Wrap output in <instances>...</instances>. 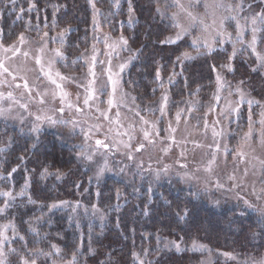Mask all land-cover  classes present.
I'll return each instance as SVG.
<instances>
[{"label":"trees","instance_id":"16d2710c","mask_svg":"<svg viewBox=\"0 0 264 264\" xmlns=\"http://www.w3.org/2000/svg\"><path fill=\"white\" fill-rule=\"evenodd\" d=\"M127 1L124 0L126 6ZM162 1L132 0L133 22L128 24L124 20L122 25L129 37V46L140 50L125 78L137 92L138 100L145 102L144 106L156 103L151 98L157 94L153 92L158 82L155 78L157 67L162 66L163 78L182 67L183 82L188 83L184 86L178 81L176 90L180 98L190 93L189 90L193 91L190 84H196L194 91L198 86L199 92L209 90L207 84L215 80V71L210 66L217 65L218 59L222 58L213 53L185 61L182 66L177 64L176 57L190 50L191 44L160 43L173 31L170 21L162 20L156 14L157 3L160 5ZM29 2L16 0V8L12 10L7 0H0V9L3 10L0 26L4 30V41L13 42L21 32L37 36V25L41 34L71 26L73 30L67 36L68 54L69 51L71 55L75 54L76 47H87L91 40L93 12L89 0H35L37 7L31 11ZM109 2L95 1L104 9V18L115 16ZM244 4L248 12L264 8L262 0H245ZM21 8L23 12L19 11ZM124 14L122 17L126 16ZM36 135L21 133L16 127L0 123V147L5 148L0 152V174L7 177L13 167L20 165L11 178L0 179V190L11 189L15 195L25 179L30 178L26 195L17 196L14 206L0 214V223L13 222L18 234L25 237L27 249L39 247L49 251L50 244H55L61 249V255L53 257L58 264L69 261L74 252L76 264H139L134 252L145 264H196L198 254L189 247H183L186 250L181 252L171 245L165 247L168 242L180 245L185 242L187 246L196 237H201L213 245L212 249L220 252L237 246L240 251L243 247L255 251V246L264 250L262 244L254 242L257 222L254 214L236 215L235 211L215 206L204 197L197 199L185 194L175 181L150 185L137 176L129 180L130 176L119 174L106 176L97 182L89 169L75 158L78 151L75 147L53 132L41 131L38 142ZM9 137L12 138L11 144ZM33 144H36L35 148ZM21 155L26 157L24 161L17 159ZM44 168L52 174L41 178ZM57 171L65 175L57 179ZM28 196L36 203L29 204ZM4 200H0V205ZM61 201L67 203L60 204ZM53 203L59 206L49 209ZM185 208L189 210V216L187 220L180 221L177 214L183 215ZM97 210L102 214L96 213ZM37 217L43 218L37 222ZM30 226L36 227L41 235L47 234V238L37 242V238L28 232ZM256 237L260 239V236ZM8 248H16L28 255L24 243L16 239L7 246V264H20V256L8 252ZM38 264H51V259L45 261L41 257Z\"/></svg>","mask_w":264,"mask_h":264},{"label":"rangeland","instance_id":"374dc122","mask_svg":"<svg viewBox=\"0 0 264 264\" xmlns=\"http://www.w3.org/2000/svg\"><path fill=\"white\" fill-rule=\"evenodd\" d=\"M96 1V0H95ZM109 5L112 8L113 14L115 16H109L104 18V9L99 5L96 7L100 9L99 14L96 16V20L99 23V27L94 31L93 26V16L94 12H92V24H91V40L87 44V47H76L74 48L75 54L70 55L67 51V36L65 38V44L62 48V51L67 56L66 62H58L56 63L55 67L65 76L69 77H76V82L73 83L71 80L64 81V87L65 90L71 94L73 98H75L76 95L81 96V100L83 98L84 88L78 87V85H86L90 77L87 75L89 64L86 62V60L90 59L91 56V46L95 43L98 50H100L99 59L103 60L106 57L103 55V53L109 51L107 48H105L103 40L105 35H110L113 39H117L121 34H123L128 39V49L127 50H118L119 56L113 55L112 59V65H113V71H118L117 65L119 63L125 62L128 57L136 55L137 53L134 49L129 46V37L126 35V32L123 30L122 25L124 24V20L127 21L129 24V13H128V1L127 6L124 2V0H119V7L116 6L115 0H109ZM185 3H187V0H184ZM226 2L236 3L237 0H226ZM165 4V0H163L160 3V6L163 7ZM245 5V4H244ZM109 7V10H111ZM93 10V8H92ZM169 11H176V9L172 8L169 9ZM194 13H200L202 14L204 12L203 6H197L192 9ZM261 11V9H259ZM256 11V12H259ZM121 12V13H120ZM222 14H226L224 10H220ZM253 11H245L241 13V17L243 16H251L254 13ZM116 16L117 14H119ZM125 13V14H124ZM121 14L126 15L125 17H122ZM1 16L0 14V23H1ZM134 19V14H133ZM116 20V22H114ZM182 22H186L184 18L182 17ZM241 24L244 25L245 21L241 19ZM109 27V28H108ZM258 28L264 29V25H257ZM1 28V26H0ZM226 28L229 32L233 33V38H235V22H228L226 23ZM251 26L250 24L245 27L244 30V40L250 41L251 40ZM62 30V29H61ZM173 31L168 34V36H174L175 29H172ZM50 36H56L60 31H48ZM197 34V30L193 29L192 35L195 36ZM25 36L28 40V43H26L23 48V51H28L31 55L36 54V50L39 47L38 44V35L37 36H31L27 33H25ZM97 37L96 40L93 39V37ZM167 36V37H168ZM257 50L264 52V31H258L257 32ZM186 41L191 44V37H185ZM16 38L13 40L15 41ZM111 42V41H109ZM4 43L11 44L12 42H6ZM50 48L54 47H60L59 41L55 44H49ZM236 47L239 49L237 53L236 59L232 62L235 67L234 73H227L224 70L219 69V65L226 62V54H230L232 51V43L226 42L222 48H217L216 52L218 56H221L218 59L220 62L217 63V69L221 71L222 75L225 76L226 80L230 82V86L232 89H234L237 86V82L240 80H243L245 83L243 85V91L247 97V99H253L260 102L259 106L253 105L252 107V113H253V130L254 135L251 139L245 141L243 139L244 133L248 131V106L247 104L243 105L241 108V116L239 118H233L232 123L229 124L227 120L220 117L221 124L224 126L226 133L223 137H216V140L220 142L221 150L217 154V162L214 165V171L212 174L206 173L203 171V168L201 167V171L196 173V175L199 177V180H193L189 181L183 177V173L185 171L191 172L192 169L198 165L202 166L207 162L208 159H210L211 153L215 150V141L212 136V128L211 125L213 122L218 118L217 112L220 110L221 107L224 106L225 100L222 99L220 101L219 105H216V111L210 113L207 117L208 123L210 127L208 128L207 132L204 130L203 126V120L201 119L203 117V114L208 110V106L210 104H213V94L216 91V72H215V80L210 82L208 85L209 90H202L201 92L194 91L196 84H190L193 86V91L189 90L190 93H188L184 97H178L177 96V90L176 85L178 81L183 82V72L180 75H175L173 77V83H168V77L163 78L164 86L161 88L159 86V82L156 83V96L152 97L151 100H155L156 103L148 106H144L145 102L142 100H138L136 94L137 92L132 89V85L126 80V74L129 71L131 65L133 64V61L136 59H133L129 64L128 67L125 69V71L121 74V89H118L116 98L117 101H119L121 96V90L123 93H127L128 96L124 102V104H121L119 107L114 106L112 108L111 113H109L110 119L109 120H100L98 121L95 117L98 115L95 113V107L98 105L102 109L107 108V100H108V93H105L100 99L104 101V103H100L99 100L96 101V103L93 106L92 110L85 109L84 113L77 114L74 111L66 110L64 114H59L55 111L57 107H59L58 102H53L51 99V93L55 90V85H52L49 81H47L44 78L37 79L39 73L36 70V65L34 64L33 60L31 58H25L21 54H18L13 60L6 61V64L14 70H20L19 75L24 76L27 78L29 87L32 88L31 96L29 95L28 91L23 87V81L17 80V83H19L21 86L19 88H16L14 86L8 87V86H0V92L5 93V99L0 101V107L8 109L10 106V111L7 113L8 119L5 120L3 117H0V123H4L6 125H10L13 127H16V129L21 133H31L29 129L31 128L34 120L35 115L37 114H43L46 116H52L53 118L59 119L63 118L66 120H71L73 118L77 119L80 124L87 129L88 126L94 125L97 123L102 124V129L104 132H108L109 129H112V132H108L109 136L113 139H124L127 140L126 136L117 137L116 136V130L118 129V125L115 124L116 120V112H120V122L123 124V128H119V131L123 132L125 130H129V125H135V131L133 133L134 140L132 141L133 146L135 147L138 143L144 142L142 137L141 129L146 127L143 125L139 117L135 116V111H140L141 115H144L146 119L150 121H155L159 116L160 113L158 111L159 106L162 103L161 97L165 93L169 97L168 102V111L166 115L163 118L162 123L160 124L161 127H167V124L169 121H172L173 127H178V131L176 132V144H172L171 141L165 140L161 141L159 138L155 140V143L153 144H146L145 149L140 153H134L135 160H128L126 156L123 154L126 150L123 148V146L120 147L119 154L115 156L109 157V163L113 170L111 172H106V176L111 175H128L129 180H132L134 176H137L141 178V180L146 181L150 185H158L160 183H171V182H177L178 186L183 189V193L185 194H191L195 198H205L208 202H211L215 206L219 207H225L226 209H230L232 211H235L236 215L240 213L241 208L244 207L243 201L238 199L239 197H244L251 201L253 204H255L257 207H264V199L257 201L255 196L252 194L253 188L256 189V192L259 193L260 189L264 188V167H262L260 161H264V145L260 142V135L259 131L261 129V125L258 123V120L260 119V113L264 112V67H260L258 64V61L254 55L251 54L250 49H247V44L240 45L237 44ZM88 50L85 53V50ZM192 53L193 56H196L195 50L190 47V50H185ZM84 54V58L79 59L77 61V57H80L81 54ZM5 54L0 51V58H2ZM10 55V54H9ZM51 53H48L45 59L47 60L49 57H51ZM70 56V57H69ZM197 58V57H196ZM194 60V59H193ZM72 61H77V63L73 64ZM180 65V64H179ZM181 66V65H180ZM255 69V71L253 70ZM182 67H179V71H173L175 73H181ZM96 72L98 74V85L99 83L105 82V76L102 73V69L99 65L96 67ZM173 72L171 74H173ZM170 74V75H171ZM259 78L261 80H259ZM0 79H3V77H0ZM9 83L11 84V78H8ZM184 86L185 83L183 82ZM45 90H47L48 95L45 97L47 103L41 105L38 103L39 97H37V91L43 93ZM199 86V91H200ZM11 91L13 93L14 99L9 100L7 99V92ZM108 92H111V86H108ZM194 93V94H193ZM221 95L227 99L232 100L233 102H236L239 100V96L237 94H233L232 96H228V90L225 89L222 91ZM33 97H36V99H33ZM132 97H135V101L133 102ZM16 101H19V103H16ZM186 101L191 102H200V104L203 105V107H198L194 110L192 116L190 119H188L187 123H185V120L182 116V119L177 126L175 122V113L177 110L180 109H187L189 106L186 104ZM28 104V110H25L20 107V104ZM126 105V106H125ZM138 106V107H137ZM156 109L155 112H149L145 111V109ZM131 109V110H130ZM29 113H33L34 115H29ZM186 115V113H185ZM20 117H23V119H20ZM217 131H219L221 125L215 126ZM49 131L53 132L57 137H59L61 140L65 141L67 144L75 147L76 145L82 144L83 141V134L80 132V128L77 127L75 130V134L72 133V125L69 124L67 126L65 125H51L47 122H44L41 125V131ZM40 131V132H41ZM161 136H166V133L162 132ZM102 138V137H98ZM202 145V147H197L196 143ZM89 144L94 143V140H90L88 142ZM208 145H212L211 148L208 147ZM227 147L229 150V154L225 155L224 153V147ZM78 151L79 149L75 147ZM169 148L170 150L165 152L164 149ZM181 151L185 152L187 159L185 160L180 156ZM236 151H242L245 154V158L241 160L239 157H235L232 153ZM258 158V159H257ZM97 163H102V159L100 157L96 158ZM143 161V171L137 168V164ZM193 161L196 163L194 164ZM187 164V169L181 168V164ZM164 165H168L169 169L166 173L161 172L159 176L156 175V172L158 169H163ZM93 178V180L97 181L95 179V170L96 165L92 164L90 166H86ZM124 168V172H120V169ZM247 169V175H244V171ZM235 173L237 177L236 183H241L242 181V187L239 188H232V182L228 180V177ZM1 175V174H0ZM101 178V179H102ZM219 178L221 183L225 185V188H231V191H224V190H216L211 189L209 192L205 193L203 191V187L205 186V183L210 179H216ZM177 186V189L179 190V187ZM199 190L200 194L199 196L195 195V193ZM20 192V191H19ZM4 197H0V200ZM102 214V211L97 210L96 213ZM254 214V217L257 218V213H254L252 211H247L244 215H251ZM8 222H1L2 224H7ZM260 232V225L258 222H256V225L254 226V233ZM7 235L9 236L10 240L12 239V231L11 229L8 230ZM260 236V239H258L255 236V244L259 242L264 246V234L257 235ZM254 237V236H253ZM196 241L199 244L206 245L209 249H211V252H196L198 254L199 260L196 264H201V262H205V264H243V261L246 259H255L257 261L264 258V250H258L255 246L254 250L250 247H243L242 251H240V247H233V249L220 252L219 250L212 249V244L207 243L204 239L201 237L194 238L189 245H184V243L181 246V248H190L192 246L193 241ZM11 244V243H10ZM168 245H171L170 242L167 243ZM7 244L5 246V252L7 253ZM252 251V252H251ZM194 252V251H192ZM223 253H231L233 256L236 257L235 260L230 259L229 257L223 255ZM7 258V256H6ZM59 264H65V263H59Z\"/></svg>","mask_w":264,"mask_h":264},{"label":"snow or ice","instance_id":"6c2138e0","mask_svg":"<svg viewBox=\"0 0 264 264\" xmlns=\"http://www.w3.org/2000/svg\"><path fill=\"white\" fill-rule=\"evenodd\" d=\"M8 3L12 5V10H15L16 8V0H7ZM244 2L245 0H237L236 3L226 2V0H187V3L184 2V0H165V4L163 7L157 3V7L155 9L156 14L162 19V20H168L170 21L171 27L175 29L174 36H168L164 40H161L160 43L162 44H177L179 46V43H186L185 37H191V47L195 50L196 56H193L191 52L189 51H183L180 55L176 57V63L180 64L181 66L185 61L193 60L196 57L199 56H211L214 52H216L217 48H222V46L226 42L232 43V51L230 54H226V62L219 65L220 70H224L227 73H234L235 67L233 65V61L237 57V53L239 49L236 47L237 44L245 45L247 44V49H250L251 54L254 55L258 61V64L260 67H264V52L257 50V32L258 31H264V29H260L257 27L258 24L264 25V8L261 9V11L254 13L253 15L249 16H243L241 17V13L244 12ZM89 3L91 4L94 12L93 16V26L94 31L99 27V23L96 20V16L99 14L100 9L96 7L95 0H89ZM116 6L119 7V0H115ZM262 3H264V0H262ZM203 6L204 12L202 14L200 13H194L192 11L193 8L197 6ZM7 7V4L5 5ZM37 7L35 0H30L29 2V11L35 9ZM249 9H251L252 5H248ZM176 9V11H169V9ZM58 10V9H57ZM220 10H224L226 14H222ZM20 12H23L24 9L21 8L19 10ZM3 10L0 9V14H2ZM128 13H129V23L133 22V7H132V0H128ZM53 25L55 26V12H53ZM182 17L186 22H182ZM19 18V17H18ZM241 19L245 21V24H241ZM228 22H235V38H233V33L229 32L226 28V23ZM250 24L251 26V40L245 41L244 40V30L245 27H247ZM45 27H47V24H45ZM193 29L197 30V34L195 36L192 35ZM73 29L71 26H68L64 29H62L56 36H50L48 31H43L41 34V30L39 29V25L36 26V31L38 35V44L39 47L36 50L35 55H31L28 51H23V46L28 43V40L23 32L19 33L16 37V40L13 41L11 44H5L4 43V30L0 28V51H2L5 55L0 58V77H3V79H0V86H8V87H16L19 88L21 85L17 83V80L23 81V87L28 91L29 95L31 96L32 88L29 87V83L26 77L20 76L19 71L20 70H14L11 69L7 64L6 61L13 60L18 54H21L25 58H31L36 65V70L38 71L39 75L37 79L44 78L47 81H49L52 85H55V90L51 93V99L53 102H58L59 107L55 109V111L59 114H64L66 110L74 111L77 114L84 113L85 109L92 110L94 104L96 101L99 100V102L102 104L104 101L100 99L105 93H108V100H107V108L102 109L98 105L95 107V113L96 119L98 121L100 120H109L110 116L109 113H111L112 108L114 106L119 107L121 104H124L128 94L123 93L121 90V96L119 101H117L116 94L118 89H121V74L125 71V69L128 67V64L136 58V55L130 56L127 58L125 62L119 63L117 65L118 71H113V65H112V59L113 55L119 56L118 50H127L128 49V39L121 34L117 39H113L110 35H105L103 43L105 48H107L109 51L103 53V55L106 57L105 59L101 60L99 59L100 50L97 49L95 43L91 46V56L89 60H86V62L89 64L87 75L90 77L86 85H78V87L84 88L83 98L81 100V96L78 94L73 98L70 93H68L65 90L64 87V81L71 80L73 83L76 82V77L72 76H65L63 75L56 67V63L58 62H66L67 56L62 51V48L65 44V38L68 33H70ZM94 40L97 39V37H93ZM59 41L60 47H54L50 48L49 44H55ZM111 41V42H109ZM264 42V41H262ZM88 50H85V53ZM136 53H139V49L135 50ZM48 53H51V57H49L47 60L45 57ZM10 54V55H9ZM84 58V54L82 53L80 57H77V61L79 59ZM77 61H72L73 64L77 63ZM99 65L102 69V73L105 76V82L99 83L98 85V74L96 72V67ZM162 67V66H161ZM161 67H157L155 69V78L159 82V86L163 88L164 82L163 78L161 76ZM213 71L216 72V91L213 94V104H210L208 106V110L203 114V117L201 118L203 120V126L205 132H207L208 128L210 127L208 123V115L214 111H216V105L220 104V101L222 99L225 100L224 106L220 108V110L217 112V119L213 122L211 125L212 128V136L215 141V150L211 153L210 159L207 160L205 164L202 166L198 165L192 169L191 172L185 171L183 173V177L189 181L193 180H199V177L196 175V173L201 171V167L203 168V171L209 174H212L214 171V165L217 162V154L221 150V145L218 140H216V137H223L226 133V130L224 126L221 124L220 117L227 120L229 124L232 123L233 118H239L241 116V108L243 105L247 104L248 106V131L244 133L243 139L245 141L251 139L254 135L253 130V113H252V107L253 105L259 106L260 102L253 99H247L244 91H243V85L244 81L240 80L237 82V86L232 89L230 86V82L226 80L225 76L222 75L221 71L217 69L216 65L210 66ZM255 71V69H253ZM181 73H175L169 75L168 77V83H173V77L175 75H180ZM11 78V84L9 83L8 78ZM111 86V92H108V86ZM225 89L228 90V96H232L233 94H237L239 96V100L236 102H233L230 99H227L221 95L222 91ZM156 89H153V92H155ZM196 92H199V86L196 89ZM194 94V93H193ZM7 99L13 100L14 96L11 91L7 92ZM37 97L38 103L43 105L47 103L45 97L48 95L47 90H45L43 93L37 91ZM5 99V93L0 92V101ZM33 99H36V97H33ZM135 97H132L133 102L135 101ZM162 103L159 106V113L160 116L155 121H150L146 119L144 115H141L140 111H135V116L139 117L140 122L145 125L146 127L141 129L143 141L141 143H138L135 147L133 146L132 141L134 140V131H135V125H129V130H125L123 132L119 131V128H123V124L120 122V112H116V120L115 124L118 125V129L116 130V136L122 137L126 136L127 140L124 139H116L113 140L108 132H112V129H109L108 132H104L102 129V124L97 123L94 125H90L85 128L80 124V122L73 118L71 120H66L63 118H53L52 116H46L43 114H37L35 115V120L29 129L31 133H35L36 140L38 142L39 140V133L41 131V125L44 122H47L51 125H72V133L75 134V130L77 127L80 128V132L83 134V143L76 145L79 149L76 153V159L77 161L81 162L84 166H90L92 164L96 165L95 170V179L97 182L100 181V179L105 175L106 172H111L113 168L111 167L109 163V157L115 156L119 154L120 147L123 146V148L126 150L123 154L126 156L128 160H135L134 153H140L142 152L146 144H153L155 143V140L159 138L162 142L165 140H169L172 142V144H176V132L178 131V127H173L172 121H169L167 124V127H161L160 124L163 121L164 116L166 115L168 111V102L169 97L165 93L161 97ZM16 103H19V101H16ZM186 104L189 106L187 109H180L177 110L175 113V122L177 126L179 125L182 116L185 120V123H187L188 119L191 118L193 112L198 107H203L200 102H191L186 101ZM126 106V105H125ZM11 107V106H10ZM10 107L8 109L0 107V117H3L5 120L8 119L7 113L10 111ZM20 107L28 110V104H20ZM138 107V106H137ZM131 110V109H130ZM145 111L149 112H155L156 109H145ZM186 113V115H185ZM29 115H34L33 113H29ZM20 119H23V117H20ZM258 123L261 125V129L259 131L260 135V142L262 145H264V112L260 113V119L258 120ZM216 125H221L219 131L216 129ZM166 133V136H161V133ZM102 137V138H98ZM90 140H94V143L89 144L88 142ZM12 138L9 137V144H11ZM196 143L197 147H202L201 144L198 142ZM33 148L36 147V144L32 145ZM209 148L212 147V145H208ZM169 148H165L164 151H169ZM5 148L0 147V152H4ZM224 153L225 155L229 154L228 148L224 147ZM235 157H239L241 160L245 158V154L242 151H236L232 153ZM180 156L187 159V156L185 152L181 151ZM100 157L102 159V163H97L96 158ZM18 160L24 161L26 159L25 156L21 155L17 157ZM258 159V158H257ZM195 164L196 162L193 161ZM262 167H264V161H260ZM20 165H16L13 167L8 173L7 177H4L0 175V179H7L11 178L14 173H16L19 169ZM181 168L187 169L188 165L181 164ZM137 168L143 171V161H140L137 164ZM169 169L168 165H164L163 169H158L156 172V175L159 176L161 172L166 173ZM120 172H124V168L120 169ZM52 173H49L47 168H44V170L40 173L41 178H45L48 175H51ZM65 173L57 171L56 177L57 179H60L63 177ZM244 175H247V169L244 171ZM228 180L232 182V188H239L242 187V181L241 183H236L237 177L235 173L230 175L228 177ZM30 184V178L25 179V183L22 186L20 192L13 194V191L11 189L5 191L0 190V197H4L5 200L2 205H0V214L5 213L10 208H12L15 204L16 197L17 196H25L26 195V189L29 187ZM211 189L216 190H224V191H231V188L226 189L225 185L221 183L219 178L216 179H210L205 183V186L203 187V191L205 193L209 192ZM200 192L199 190L195 193V195L199 196ZM252 194L255 196L257 201H260L264 199V188L260 189L259 193L256 192V189L253 188ZM238 199L243 201L244 207L240 210V215H244L247 211H252L254 213H257V222L260 225V232L259 233H253V236L262 235L264 234V207H257L255 204H253L251 201L244 197H239ZM27 202L29 204H34L36 201L32 200L31 196H28ZM67 202L61 201L60 204H65ZM59 205L56 203H53L49 205V209L56 208ZM95 208V205L93 206ZM189 216V210L187 208L184 209L183 215L177 214L178 220L185 221L187 220ZM43 217H37L36 221L39 222ZM31 224V222H29ZM11 229L12 231V239L10 240L9 236L7 235L8 230ZM28 232L32 233L36 238L37 242L40 240H44L47 238V234L41 235L40 231L36 227L30 226L28 228ZM18 239L19 241L24 243V247L27 250L28 255H24L23 253H20L18 249L16 248H8V252L10 253H17L20 256V264H38V260L43 257L45 258V261L51 259V264H58V261L54 259L55 256L61 255V249L55 245L50 244V250L45 251L42 248H35V249H27V241L25 240V237L22 235H19L17 232L16 225L13 222H9L7 224L0 225V264H7L6 256L7 253L5 252V246L7 244L12 243L14 240ZM182 239V238H181ZM169 245H165V247H168ZM171 246L175 247L177 252L185 251L186 249L181 248L179 243L171 242ZM191 251L194 252H211V249H209L206 245L199 244L195 240L192 243ZM89 251H92L89 249ZM145 254H147V250H145ZM223 255L229 257L230 259L235 260L236 257L233 256L231 253H223ZM133 256L136 260L139 261V264H145V262L140 259V256L138 253H133ZM30 257V258H29ZM65 264H76V253L74 252L72 254V257L69 261L65 262ZM201 264H205V262H201ZM243 264H264V258L257 261L255 259H246L243 261Z\"/></svg>","mask_w":264,"mask_h":264}]
</instances>
